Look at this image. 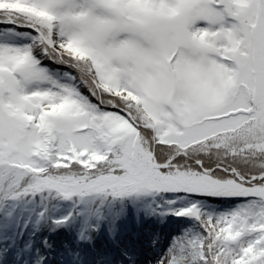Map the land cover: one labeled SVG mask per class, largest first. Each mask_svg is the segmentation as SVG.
<instances>
[{
	"label": "snow or ice",
	"instance_id": "1",
	"mask_svg": "<svg viewBox=\"0 0 264 264\" xmlns=\"http://www.w3.org/2000/svg\"><path fill=\"white\" fill-rule=\"evenodd\" d=\"M0 264H264V0H0Z\"/></svg>",
	"mask_w": 264,
	"mask_h": 264
}]
</instances>
